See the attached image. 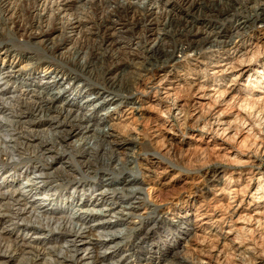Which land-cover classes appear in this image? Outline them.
Here are the masks:
<instances>
[{
	"label": "bare ground",
	"instance_id": "6f19581e",
	"mask_svg": "<svg viewBox=\"0 0 264 264\" xmlns=\"http://www.w3.org/2000/svg\"><path fill=\"white\" fill-rule=\"evenodd\" d=\"M262 40L264 0H0V174L33 163L28 169L33 186L71 185L75 195L91 192L72 216L70 208L78 206L74 201L51 212L31 202L37 196L31 186L0 188V264H84L86 257L85 264H101L113 254L135 264H161L164 254L150 235L155 226L168 224L174 234L188 236L185 247L192 251L177 264H264V174L259 171L236 180L225 178L222 170L203 175L193 192L198 204L194 221L190 216L168 220L149 208L145 219L153 226L136 232L124 252L117 249L106 257L97 251L106 244L117 247L123 235L113 231L103 236L98 230L120 221L91 226L93 210H86L90 203L139 200V190L129 187L139 181L130 167L145 135L174 155L172 141L178 133L201 132L209 135L216 155L229 148L226 161L260 170L264 138L253 134L250 122L264 115ZM253 65L252 79L240 86ZM11 83L15 92L2 88ZM71 92L74 99L62 104ZM82 103L109 108L88 125L89 119L77 115ZM122 107L127 108L123 117L137 124L134 135L110 123ZM99 125L107 128L95 129ZM42 127L60 141L96 133L97 143H84L75 155L84 159L81 167L88 177L105 174L110 183L76 181L71 167L63 168L65 175L48 173L63 154L52 157L56 144L39 135ZM99 147L125 149L124 167L110 170L114 159L98 160ZM152 165L143 167L144 178L156 174ZM129 173L135 174L130 182L114 180ZM112 206L98 215L110 217ZM154 248L161 254L158 259Z\"/></svg>",
	"mask_w": 264,
	"mask_h": 264
},
{
	"label": "rangeland",
	"instance_id": "374dc122",
	"mask_svg": "<svg viewBox=\"0 0 264 264\" xmlns=\"http://www.w3.org/2000/svg\"><path fill=\"white\" fill-rule=\"evenodd\" d=\"M10 41H13L12 39ZM264 41V40H262ZM12 43V42H11ZM15 43V41H14ZM17 43V42H16ZM37 48V47H36ZM64 50L63 52H65ZM264 61V60H262ZM261 61V62H262ZM255 66L253 65L250 70L244 75L242 80L240 81V86L245 85L247 80L252 79L253 70ZM250 75V76H249ZM249 77V79H248ZM228 81L224 82L226 85ZM1 84V83H0ZM11 83L8 86H3V89H7L9 92H15L16 85ZM67 86V85H66ZM68 87V86H67ZM11 93V94H12ZM181 95L186 97V93L182 92ZM74 94L68 93L60 100V102L66 105L69 101L74 99ZM94 104V103H93ZM93 104L83 103L80 111L78 112V116L85 117L89 119L91 122L88 125H92L95 120L101 118V115L104 114L107 108H94ZM13 106V104L11 105ZM127 109L126 107H122L118 110H115L116 113L114 120H112L111 124H116V127L120 131H126L129 134L134 135L133 132L136 131L137 124L132 119H126L123 117L124 111ZM235 117H232L229 121H233ZM247 122H250L249 118H244ZM127 120V121H126ZM251 120V119H250ZM133 121V122H132ZM252 124V132L253 134L261 133L264 138V115H260L257 118L251 120ZM86 124V125H87ZM109 125V124H107ZM107 125H99L95 129H104L107 128ZM239 126V125H237ZM136 127V128H135ZM43 139L48 142L54 141L56 144V149L54 153H52V157H56L59 159V154H63L60 161H56L53 166L48 169V173L64 174V167H67V171H72L70 174L73 179L76 181L81 180L82 182H86L87 184H97V183H107L110 182L106 180L111 178V176L100 174L96 178H90L87 174L84 173V170L81 167L84 159H81L78 155H75V151L82 148L84 143H90L91 145L97 143L96 133L88 132L85 134H79L75 137L67 138L65 141H60L56 137L51 136L48 132L47 127L38 128ZM247 138V137H246ZM246 142L250 143V139L247 138ZM173 145L175 146V154L167 155L163 151L160 150V144L154 143L147 135L142 137L141 145L136 148V150L140 153L138 156L135 165L131 166V170L136 173L138 177V183L135 185H130L129 187L132 189L139 190V193L135 194L136 198L139 200L127 199L124 200H113L108 201L106 204L97 203L95 206H91L86 208V210H93L92 213H89L90 216H94L90 223L91 226H94L98 221H109L115 222L120 221L118 224H114V226L110 228H102L98 230V234L107 235L109 232L117 231L121 232L123 238L119 241V245L114 247L110 244H106L103 248L97 251L96 254L102 255V257L109 256L111 253L120 249L121 252H124L129 248V245L134 241L135 233L143 230L144 228H150L153 225H147L145 217L150 214L149 208H155L157 212L160 214L166 215L168 220L176 221L180 217L190 216V219L194 221L196 209L198 207L197 201L193 199V192L200 187V181L203 175L208 176L217 171H224L225 178H233V180L238 179L239 177H249L247 172L257 173L259 171L260 175L264 174V166L260 168V170H251L246 169L240 166H237V162H229L225 160L227 156V152L229 148H225L220 151L217 155L214 153L212 148L214 144L209 143V135H203L201 132L186 130L183 133H178L176 137L173 138ZM264 140V139H263ZM208 142V144H206ZM99 145V144H98ZM212 145V146H211ZM148 150V153H143V150ZM59 153V154H58ZM74 155L73 157H71ZM98 160H109L114 159L113 162L109 164L110 170H115L117 168L124 167V161L126 160V151L125 149H111L99 147L98 150ZM17 158H15L16 160ZM119 161L118 163H114L115 161ZM93 161V160H91ZM155 164L154 171L156 174L151 178H144L142 173L144 172L145 165ZM34 164H20L16 166V168H4L0 174V188L4 191L14 190V189H22L24 186H31L33 189V193L37 194L35 199H32L31 202H35V205L42 204L45 209L53 212L62 209L63 207L67 209V202L75 204L78 203V206L73 210L70 208L69 214H73L80 209V206L90 197V193L83 194H73L71 189V185H65L63 187H43V184H38L33 186L29 176H32L28 169L32 167ZM149 167V166H148ZM28 171V176H25V172ZM30 174V175H29ZM241 174V176L239 175ZM65 175V174H64ZM135 174L129 173L124 174L122 176H117L114 180L124 179L130 182ZM29 177V178H28ZM245 184V180H244ZM257 190V184L252 188L251 193H254ZM42 200V201H39ZM139 202L138 205H135L136 209L127 210L124 209L128 205V203ZM128 202V203H127ZM114 203V206L111 212L112 214H103L98 215L97 212H101L106 210L109 204ZM74 204V205H75ZM228 201L224 203L226 206ZM82 210L77 213L76 216L80 215L81 212L86 211ZM86 215L83 217L85 218ZM99 216V217H97ZM178 216V217H177ZM24 218H27L24 216ZM140 218L142 222H140ZM25 220V219H23ZM22 221H20V224ZM22 225V224H21ZM97 226V225H95ZM184 226V224L182 225ZM96 228V227H95ZM155 231L150 235V240L156 243L158 249L164 254L165 262L161 264H177L178 261L182 259H189L192 251L185 247L186 242L188 240L187 235L182 234H174L175 228L168 224L166 227L162 226L161 228H157L155 226ZM1 231V229H0ZM14 235L24 236L25 233L23 231L13 232ZM32 234H30L31 236ZM53 235H57V232H53ZM199 236H202V233H198ZM187 239V240H186ZM66 240L62 241L61 245H65ZM83 244V243H82ZM154 248L152 251L156 252L154 254L155 258H160L161 254H159V250ZM83 256V253H80ZM85 257V256H84ZM89 259L86 257L83 260V263L88 262ZM119 263V264H135L132 263L131 260L127 259L125 256L121 257V255L113 254L112 257L109 256L107 260L101 264H109V263ZM157 262V261H155ZM158 263V262H157ZM10 264H20V262L15 261ZM139 264H144L140 262Z\"/></svg>",
	"mask_w": 264,
	"mask_h": 264
}]
</instances>
